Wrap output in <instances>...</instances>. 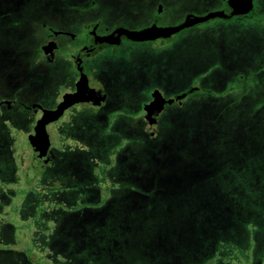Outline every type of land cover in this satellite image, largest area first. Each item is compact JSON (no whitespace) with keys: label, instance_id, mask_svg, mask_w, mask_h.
Here are the masks:
<instances>
[{"label":"rangeland","instance_id":"1","mask_svg":"<svg viewBox=\"0 0 264 264\" xmlns=\"http://www.w3.org/2000/svg\"><path fill=\"white\" fill-rule=\"evenodd\" d=\"M214 1L184 0L166 19L180 18L184 7L223 4ZM146 3L0 0V98L49 102L60 85H68L64 65L56 74L52 65L35 63L46 25L87 16L132 24L138 20L129 14L142 12ZM184 30L165 46L123 44L95 56L91 66L100 72L120 69L127 76L114 75L120 87L106 111H84L62 122L60 153L28 186L27 174L18 177L17 170L30 147L32 117L17 107L0 112V264L262 261L264 0H253L252 13L243 18ZM155 85L169 93L193 91L184 105L167 108L164 136L150 142L139 113ZM165 177L179 182L160 190L159 198L196 203L191 209L177 215L168 204L154 219L122 211L125 203L130 210L145 204L125 200L126 183ZM131 214L135 227L115 232ZM157 222L162 226L153 230ZM112 231L114 242H108Z\"/></svg>","mask_w":264,"mask_h":264},{"label":"flooded vegetation","instance_id":"2","mask_svg":"<svg viewBox=\"0 0 264 264\" xmlns=\"http://www.w3.org/2000/svg\"><path fill=\"white\" fill-rule=\"evenodd\" d=\"M145 9L142 12L136 14H129L131 18L136 19L137 22H133L132 24H127L118 22L117 20H113V18L105 19V17L100 18V16L96 17H84L82 20L77 21H63L57 25H46L44 31V39L40 44L36 55L35 63L37 65H52L56 71V74L59 73V69L61 66L67 68L68 70V85H60V88L56 91L54 98L49 102H41L38 99L34 98H24L22 96H18L17 98H0V112L8 111L9 109H14L15 107L22 109L26 112L27 115H31L32 117V127L34 121L38 118H49L52 115V120H55V132L57 137L59 132V127L62 122L66 118H71L72 116L82 113L84 111H92V112H101L106 111L112 102L113 92L117 90L118 87L116 83L113 82L114 75L119 77L120 75L127 76L125 72H121L120 69H116L115 73L111 71L100 72L94 66H91L92 60L95 56H98L104 52H111L116 50L118 47L123 44L130 45H167L173 39V35L170 40L165 41L163 39H156L154 41H146V42H133L131 40L126 39L125 37H121L120 43L118 46L114 47L106 42H99L100 38L111 34L115 29L119 27H126L129 29H142L151 25L157 26H170L177 25L182 23L188 15H204L211 10H224L228 12L229 9L226 5V0H222L223 4L220 6H212L205 7L202 10H197L196 6L191 8L184 7L182 9V15L178 19L167 20L166 16L169 13V10H174L180 3H183L184 0H146ZM211 2H215L214 0H209V5ZM90 4H94V1H91ZM253 10V9H252ZM252 10L246 14L245 16L252 13ZM102 16V14H101ZM241 17H232L230 20L235 18H243ZM105 20H108L107 22ZM213 20V19H211ZM221 21H228L223 19H218ZM103 21H105L103 23ZM195 27V26H194ZM193 28V27H192ZM188 29V28H187ZM191 29V28H189ZM185 31V30H182ZM179 33V32H178ZM181 33V32H180ZM53 42L54 48L50 52V54L45 53L44 46L47 43ZM113 74V76H111ZM66 76V77H67ZM84 78L85 84L88 86L89 90L94 89V91L100 95H102L104 104L99 107L92 106H76L74 93L78 90V82ZM112 78V79H111ZM59 83V81H58ZM129 86V85H128ZM126 87V86H125ZM195 88V87H194ZM81 86L80 91L86 90ZM160 90L164 93V96L168 100H172L176 98V96L184 94L183 102L179 104L175 100L171 103H166L161 112L153 109L151 113V117L157 118L158 125L160 128V134L154 135L155 130L152 127H147L144 117L146 112L144 110V106L147 102L152 100V92L154 90ZM192 87L188 89H180V91H174L169 93L166 88L160 85H155L149 90V98L141 105V112L139 116H141L142 127L141 131L143 135L148 137L151 141L156 137L164 136V129L161 124V118L165 114L167 108L171 107L172 109L177 106H182L185 103V98L192 92ZM4 110V111H3ZM174 111V110H173ZM39 112V113H37ZM37 113V115H33ZM32 130V129H31ZM61 140L60 144L57 148L53 149L52 159L60 153ZM50 163V165H51ZM48 167V166H47ZM46 168V167H44ZM43 168V169H44ZM42 169V170H43ZM42 173V171H41ZM39 174V176L41 175ZM38 176V177H39ZM16 260H21L16 257ZM14 260V259H13ZM23 264H28L24 262ZM259 264H264V257L262 261H259Z\"/></svg>","mask_w":264,"mask_h":264},{"label":"water","instance_id":"3","mask_svg":"<svg viewBox=\"0 0 264 264\" xmlns=\"http://www.w3.org/2000/svg\"><path fill=\"white\" fill-rule=\"evenodd\" d=\"M228 12L224 10H211L204 15H188L182 23L170 26H157L151 25L142 29L134 30L126 27H119L115 29L111 34L100 38L99 42H106L116 47L119 45L121 37H125L133 42H146L154 41L156 39H163L165 41L177 34L178 32L194 27L196 25L205 23L211 19H223L227 20L232 17H241L248 14L253 9V0H226ZM54 48L53 42H49L44 46V51L50 54ZM84 78L78 82V90L74 93L76 106H103V96L96 93L94 89H86L88 86L84 82ZM81 86L86 89L80 91ZM152 100L147 102L144 106L146 115L144 120L147 127H152L155 132L154 135L160 134V128L157 118L151 117L152 110L155 109L161 112L166 103H171L173 100L181 104L183 102L184 94L176 96L172 100L165 98L164 93L160 90H154L152 92ZM38 118L34 121L32 130L28 134L29 149L27 151L24 165L18 168L17 176H21L22 173L27 174V178L23 180V183L29 185L33 178L38 177L44 167H47L51 163L53 155V149L57 148L60 144V139L55 132V120L52 118Z\"/></svg>","mask_w":264,"mask_h":264},{"label":"trees","instance_id":"4","mask_svg":"<svg viewBox=\"0 0 264 264\" xmlns=\"http://www.w3.org/2000/svg\"><path fill=\"white\" fill-rule=\"evenodd\" d=\"M145 136V135H144ZM145 138H147V140H149L150 142H153L154 139L151 141L148 137L145 136ZM179 182V178L178 179H174V178H162V179H149V180H146L145 182H143L142 184H129V183H126L125 185L126 186H129L126 194L124 195L125 200H128L129 202H144L145 204L143 205V208L142 209H134V210H130L131 209V205L129 203H125L126 206L124 205V207L122 208V211L124 212H127V211H136V212H145L144 214V218H148V219H154V217H152L151 215L152 214H155L156 215V212L157 213H165V211L168 209V204H170V208L172 210L177 211L176 214L177 215H181V211L180 210H183L185 207H187V211L189 209L192 208V206H194V204L196 203H193L191 201H187V200H179L178 198H173V199H161L159 198L160 195H159V191L164 189V188H168L170 189L171 187H174V185H176L177 183ZM28 186V185H27ZM178 199V200H176ZM205 199H207V197H205ZM130 202V203H131ZM123 206V205H122ZM154 208V209H153ZM180 211V212H178ZM184 212V211H183ZM132 215V216H131ZM131 215H128V223L127 225H120L119 226V229H116V231H120V234H122L124 231H125V228H129V227H135V220L134 218L136 217L135 214H131ZM142 217V216H140ZM150 217V218H149ZM115 218H120L119 216L115 217ZM132 224V225H131ZM150 225V224H149ZM127 226V227H126ZM162 226V222H157V225L156 226H152L150 225V227H152L153 230H158L160 229ZM118 227V226H117ZM140 228L143 227V226H139ZM124 229V230H123ZM187 229V228H186ZM123 230V231H122ZM115 232L112 231L110 235H108L110 237V239H107L106 241L108 242H114V237L115 236ZM119 233V232H118ZM118 240H121L122 239H119Z\"/></svg>","mask_w":264,"mask_h":264}]
</instances>
